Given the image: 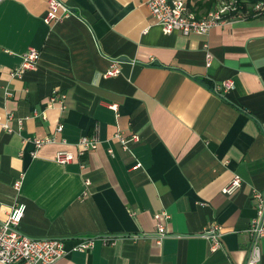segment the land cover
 Returning a JSON list of instances; mask_svg holds the SVG:
<instances>
[{"label":"crops","instance_id":"0c3cea01","mask_svg":"<svg viewBox=\"0 0 264 264\" xmlns=\"http://www.w3.org/2000/svg\"><path fill=\"white\" fill-rule=\"evenodd\" d=\"M61 1L72 14L47 24L48 0H0V219L24 203L23 233L64 240L68 253L52 264H246L252 190L264 188V15L165 33L145 0ZM185 2L203 15L220 0ZM29 47L37 68L12 75ZM112 59L120 73L105 77ZM54 90L66 94L63 111L47 105ZM117 130L139 140L123 147ZM85 135L96 149L55 161ZM235 174L241 186L223 193ZM212 221L223 229L216 250L200 235ZM80 237L94 245L71 250Z\"/></svg>","mask_w":264,"mask_h":264},{"label":"built area","instance_id":"2783aa9c","mask_svg":"<svg viewBox=\"0 0 264 264\" xmlns=\"http://www.w3.org/2000/svg\"><path fill=\"white\" fill-rule=\"evenodd\" d=\"M154 22L161 26L165 33L173 30L181 31L184 34L207 33L211 28L223 25L226 22L235 19L246 18L247 16L264 15V0L250 2L247 0H220L219 4L207 11L203 15H197L190 9L185 0H145ZM72 14L71 9L61 0H48L43 21L47 24L57 22ZM206 64L209 65L212 60V54L204 44ZM40 58V50L29 47L22 54V61L18 67L12 71V75H18L27 69H36ZM110 67L103 73V76L110 77L120 73V59H112ZM234 85L233 79L222 81V87L229 89ZM66 94L54 90L47 99V105L59 104L63 111L66 108ZM109 107L116 110L115 104ZM0 123L8 128L6 121ZM63 124H59L55 133L51 136L35 138V146L41 147L45 143L54 142L56 133L60 132ZM123 147H128L130 143L139 140V135L132 133L125 135L123 131L117 130L113 134ZM98 139L93 136H81L76 143V151L61 149L55 153V161L60 164L72 162L77 156H84L90 150L97 148ZM112 153L111 149H108ZM135 166H140L136 163ZM242 184V178L235 174L222 187L221 191L225 194H233ZM21 185V178L14 182V187L18 189ZM252 198L256 214L251 218L246 232L251 239V246L246 264H258L262 256L261 241L264 240V188L252 190ZM26 205L24 203L14 204L4 219H0V262L4 264H52L56 260L64 257L68 251L65 243L59 237H33L23 233L19 229V224L24 217ZM156 233L155 242L161 244L162 239L168 235L163 219L168 217L166 211H160L156 214ZM208 240L211 250H216L221 246V237L223 235L222 226L214 221L205 225L200 234ZM103 243H113L114 237H101ZM95 242V237H80L71 247V250L87 251Z\"/></svg>","mask_w":264,"mask_h":264},{"label":"trees","instance_id":"16d2710c","mask_svg":"<svg viewBox=\"0 0 264 264\" xmlns=\"http://www.w3.org/2000/svg\"><path fill=\"white\" fill-rule=\"evenodd\" d=\"M247 1L255 2V1H257V0H247ZM199 81H200L201 83H203L204 85H207V86H210V87H211L210 82L207 81L206 79L201 78V79H199Z\"/></svg>","mask_w":264,"mask_h":264}]
</instances>
